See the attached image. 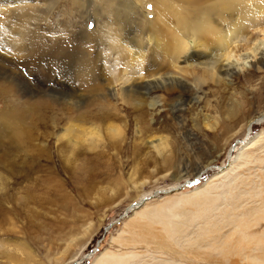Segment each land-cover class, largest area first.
Masks as SVG:
<instances>
[{"label": "rangeland", "instance_id": "rangeland-1", "mask_svg": "<svg viewBox=\"0 0 264 264\" xmlns=\"http://www.w3.org/2000/svg\"><path fill=\"white\" fill-rule=\"evenodd\" d=\"M28 1L53 3L44 10L47 34L68 35L97 17L75 0ZM260 27L250 29L255 37L264 36ZM121 64L110 57L103 68L111 77ZM231 70L195 98L170 80L150 91L173 101L166 108L146 107L143 116L122 109L119 145L100 120L76 121L103 131L94 146L57 140L63 123L54 134L42 126L27 128L28 138L1 133L8 146H0V264H264V63ZM162 136L172 146L170 163L152 145ZM143 197L141 208L128 210Z\"/></svg>", "mask_w": 264, "mask_h": 264}, {"label": "bare ground", "instance_id": "bare-ground-1", "mask_svg": "<svg viewBox=\"0 0 264 264\" xmlns=\"http://www.w3.org/2000/svg\"><path fill=\"white\" fill-rule=\"evenodd\" d=\"M75 1L97 17L77 22L78 28L65 35L44 31L47 26L42 22L48 19L44 10L54 7L53 3L0 0V134H12L13 129L28 138L32 133L27 128L39 130L40 126L54 134L55 124L63 123L57 140L66 139L73 147L89 140L94 146L103 139V131L97 124L95 130L80 129L76 121L95 124L100 120L107 123L112 143L119 145L125 131L115 120L122 109L142 115L148 112L146 107L157 111L173 102L150 96L153 89L172 80L184 85L182 95L195 98L205 83H220L231 68L238 72L264 63V36L255 37L250 31L257 25L264 33V0ZM88 24H92L91 30ZM110 57L122 63L119 73L111 77L103 68ZM185 70H191V79L185 77ZM171 91H167L169 95ZM84 105L86 109L78 111ZM255 122L250 119L245 124L247 136ZM4 136L0 135V146ZM152 145L170 163L169 139L162 136ZM10 153L6 151V158L16 157ZM2 179L0 175V189ZM4 197L0 191V200ZM144 200L128 210L143 206ZM2 212L6 221L12 219V214L7 217Z\"/></svg>", "mask_w": 264, "mask_h": 264}, {"label": "water", "instance_id": "water-1", "mask_svg": "<svg viewBox=\"0 0 264 264\" xmlns=\"http://www.w3.org/2000/svg\"><path fill=\"white\" fill-rule=\"evenodd\" d=\"M189 182V181H188ZM188 182H186V183H188ZM179 189L181 188V187H178Z\"/></svg>", "mask_w": 264, "mask_h": 264}, {"label": "snow or ice", "instance_id": "snow-or-ice-1", "mask_svg": "<svg viewBox=\"0 0 264 264\" xmlns=\"http://www.w3.org/2000/svg\"><path fill=\"white\" fill-rule=\"evenodd\" d=\"M149 7H151V5H149Z\"/></svg>", "mask_w": 264, "mask_h": 264}]
</instances>
